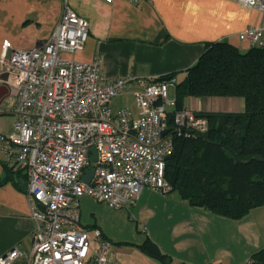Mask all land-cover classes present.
Instances as JSON below:
<instances>
[{"label":"built area","instance_id":"1","mask_svg":"<svg viewBox=\"0 0 264 264\" xmlns=\"http://www.w3.org/2000/svg\"><path fill=\"white\" fill-rule=\"evenodd\" d=\"M62 3L60 21L41 49L2 46L16 120L10 134L0 133V152L28 177L36 229L26 264H111L113 243L99 229L91 237L81 224L80 199L120 210L132 207L144 189L172 193L165 175L175 140L207 133L210 122L189 108L173 112L175 80L108 79L99 61L66 59L84 49L89 22L69 0ZM237 3L262 17L260 25L239 34L240 40L264 48V0ZM136 85L142 87L134 95L137 114L130 108L116 113L114 99ZM91 149L97 152L94 164ZM87 170L94 171L89 184L82 180ZM22 258L21 251L11 249L0 264Z\"/></svg>","mask_w":264,"mask_h":264},{"label":"crops","instance_id":"2","mask_svg":"<svg viewBox=\"0 0 264 264\" xmlns=\"http://www.w3.org/2000/svg\"><path fill=\"white\" fill-rule=\"evenodd\" d=\"M69 5L89 22V35L82 51L65 58L99 61L106 78L133 82L174 73H178L177 81L183 79L182 73L198 62L209 43L227 42L247 52L252 46L241 41L239 34L257 27L262 19L257 10L237 0H144L138 5L127 0H69ZM62 12V0H0V133L10 134L16 120L11 76L1 63L3 44L41 49ZM141 90V86H132L114 99V111L130 108L137 114L134 95ZM171 92L175 97V90ZM185 108L241 113L245 102L240 98H187ZM7 168L12 169L8 179ZM18 168L0 152V257L16 248L23 258L15 264H26L36 223L27 194L28 179ZM259 209L264 208L231 220L191 207L176 192L162 195L150 189H144L127 209L114 210L89 197L80 199L81 224L91 237L99 229L113 243L111 264H160L138 249L147 238L172 264H248L264 248V215L258 214Z\"/></svg>","mask_w":264,"mask_h":264},{"label":"trees","instance_id":"3","mask_svg":"<svg viewBox=\"0 0 264 264\" xmlns=\"http://www.w3.org/2000/svg\"><path fill=\"white\" fill-rule=\"evenodd\" d=\"M182 74L179 81L178 73L153 80H175L173 112L184 109L187 98H240L245 110L198 112L209 120L210 129L175 140L166 181L191 207L241 220L264 207V48L241 52L227 42L209 43L198 62ZM11 174L7 168V179ZM138 249L160 264H172L149 238ZM248 264H264V248Z\"/></svg>","mask_w":264,"mask_h":264},{"label":"water","instance_id":"4","mask_svg":"<svg viewBox=\"0 0 264 264\" xmlns=\"http://www.w3.org/2000/svg\"><path fill=\"white\" fill-rule=\"evenodd\" d=\"M91 164H94L97 162V152L95 149H91V157H90ZM94 176L93 170H87L85 172V176L82 178L83 182L89 184Z\"/></svg>","mask_w":264,"mask_h":264},{"label":"rangeland","instance_id":"5","mask_svg":"<svg viewBox=\"0 0 264 264\" xmlns=\"http://www.w3.org/2000/svg\"><path fill=\"white\" fill-rule=\"evenodd\" d=\"M170 96L172 97L173 96V94H172V92H170ZM205 108V110H211V109H209L207 106H205L204 107ZM212 110H215V109H212ZM222 110H224V109H222ZM262 208H264V207H262ZM260 211V212H259ZM262 214V216L264 215V209H259L258 210V214ZM264 217V216H263ZM263 227H264V222H263Z\"/></svg>","mask_w":264,"mask_h":264}]
</instances>
